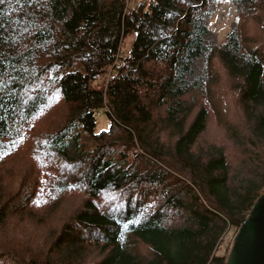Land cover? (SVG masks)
<instances>
[{
	"label": "trees",
	"instance_id": "16d2710c",
	"mask_svg": "<svg viewBox=\"0 0 264 264\" xmlns=\"http://www.w3.org/2000/svg\"><path fill=\"white\" fill-rule=\"evenodd\" d=\"M221 2L0 0V264H226L264 192V0L218 45Z\"/></svg>",
	"mask_w": 264,
	"mask_h": 264
},
{
	"label": "water",
	"instance_id": "95a60500",
	"mask_svg": "<svg viewBox=\"0 0 264 264\" xmlns=\"http://www.w3.org/2000/svg\"><path fill=\"white\" fill-rule=\"evenodd\" d=\"M226 264H264V192L239 227Z\"/></svg>",
	"mask_w": 264,
	"mask_h": 264
},
{
	"label": "rangeland",
	"instance_id": "374dc122",
	"mask_svg": "<svg viewBox=\"0 0 264 264\" xmlns=\"http://www.w3.org/2000/svg\"><path fill=\"white\" fill-rule=\"evenodd\" d=\"M130 1H131V3H132V1H133V3H137L138 1H141V0H130ZM147 1H149V0H147ZM233 2H235V0H222V2L219 5V7L222 6V5H228V6H231L232 7V12H231L230 21H229L228 25L221 26L218 23L216 27L214 26L213 18L215 17L214 15H216L219 7H218V9H216L212 13V15L207 20V26H208L209 30L211 31L213 42L216 43V44H218V45H220V44H222V43H224L226 41V39L228 37V34L230 33V31L233 28L234 21H235V17L237 15V11H236V8H234ZM224 28L227 29V31H226L225 34H223V33L220 32ZM253 33L259 34L260 31H259V29H257L255 31H253ZM218 34L220 36H222V37H225V35H226V37L223 38V39H221ZM259 41L261 42V40H259ZM260 42H258V43H260ZM131 43H132V36L128 37L124 41L123 47H122V51L128 50L130 48V46H131ZM263 50H264V47H263ZM203 60L204 59H202V60L198 59V60H196L194 62L195 69L197 70L196 71V75L197 76H199L201 74V72L204 70ZM105 78H106V82H108V79H110L109 76H107V75H105ZM97 118H98V126H97V130L98 131L101 130V129H103V128H109L110 127V124L111 123L109 121V118L107 117V114L104 111H100V113L97 115ZM112 125H113V129H114L115 133H117L119 131V129H120L121 126H119V125H117L115 123H112ZM87 141L89 142L88 139H87ZM133 150H134V153L135 154H138V152H140V153L143 154V152H144L143 149H142V147L140 145H138V144L136 145V148H133ZM70 153L71 154H74L75 152H74L73 149H71ZM138 157L141 159L142 155H140ZM19 162L20 161H11L12 165L19 164ZM18 166H19V168H18L17 172L18 171L20 172V169L23 168V172L22 173L20 172L21 173V176H20L19 181L21 180V182L25 183L27 186H31L32 183L34 181H36V179L38 178L37 169L34 168L31 171V169L29 167H22L20 165H18ZM183 177H184V180L186 182H191L190 181L191 179H190V177L188 175H185ZM17 182H18V179L16 180V182H14V184H15L16 187L19 186V184ZM238 229L236 231L235 230L232 231L229 239L226 241L225 249H224V252H223L226 256L228 255V253L230 251V248H231L232 243H233V239H234V237H235Z\"/></svg>",
	"mask_w": 264,
	"mask_h": 264
},
{
	"label": "bare ground",
	"instance_id": "6f19581e",
	"mask_svg": "<svg viewBox=\"0 0 264 264\" xmlns=\"http://www.w3.org/2000/svg\"><path fill=\"white\" fill-rule=\"evenodd\" d=\"M232 12V7L228 5H222L219 7L218 12L213 18L214 26L216 27L219 23L221 26L228 25L230 21V16ZM225 29V28H224Z\"/></svg>",
	"mask_w": 264,
	"mask_h": 264
},
{
	"label": "built area",
	"instance_id": "2783aa9c",
	"mask_svg": "<svg viewBox=\"0 0 264 264\" xmlns=\"http://www.w3.org/2000/svg\"><path fill=\"white\" fill-rule=\"evenodd\" d=\"M128 1L131 2L130 0H128ZM109 78H110V79L113 78V75L110 74V75H109Z\"/></svg>",
	"mask_w": 264,
	"mask_h": 264
}]
</instances>
